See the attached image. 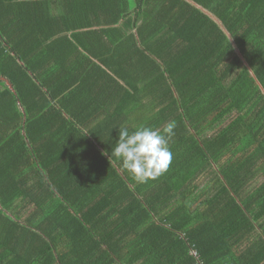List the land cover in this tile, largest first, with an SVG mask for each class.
Here are the masks:
<instances>
[{"label":"trees","instance_id":"1","mask_svg":"<svg viewBox=\"0 0 264 264\" xmlns=\"http://www.w3.org/2000/svg\"><path fill=\"white\" fill-rule=\"evenodd\" d=\"M169 122L136 182L119 128ZM0 264H264V0H0Z\"/></svg>","mask_w":264,"mask_h":264},{"label":"clouds","instance_id":"2","mask_svg":"<svg viewBox=\"0 0 264 264\" xmlns=\"http://www.w3.org/2000/svg\"><path fill=\"white\" fill-rule=\"evenodd\" d=\"M174 122L162 130L139 126L134 130L121 127L110 155L138 183H146L163 175L172 163L169 140L174 134Z\"/></svg>","mask_w":264,"mask_h":264},{"label":"crops","instance_id":"3","mask_svg":"<svg viewBox=\"0 0 264 264\" xmlns=\"http://www.w3.org/2000/svg\"><path fill=\"white\" fill-rule=\"evenodd\" d=\"M90 79L91 78H88L85 81H89ZM102 83L103 82L101 81L100 84H102ZM94 85H96V83H94ZM96 95H100L102 97H105L107 95V97L112 98L114 95V92H107L105 90H102L101 88L99 89V87H93L92 89L85 88V90L81 94H78V93L73 94L72 99L69 102L67 101V104H66V102H63L64 106H62L61 109L65 108L69 111V112L65 111V114H67L66 116H70V115H74V114L79 115L78 112L82 109H83L84 114H86V115L90 114V111H92V109H94L96 107L95 104L98 102ZM73 100L76 101V107L75 108L70 106ZM118 107L120 108V106H116V108H118ZM98 108H95V110ZM93 114H94V111L91 112V115H93ZM101 115H103V114H101ZM89 124H92V123H87V122H84L82 120V123L77 124V126H79L80 128H83L82 130H85L86 132H88L89 128H91V126ZM60 125H61L60 128L63 129L64 123H61Z\"/></svg>","mask_w":264,"mask_h":264},{"label":"water","instance_id":"4","mask_svg":"<svg viewBox=\"0 0 264 264\" xmlns=\"http://www.w3.org/2000/svg\"><path fill=\"white\" fill-rule=\"evenodd\" d=\"M10 85V84H9Z\"/></svg>","mask_w":264,"mask_h":264}]
</instances>
